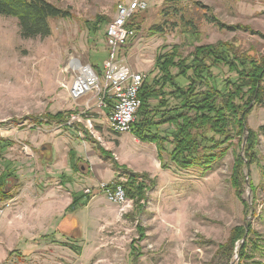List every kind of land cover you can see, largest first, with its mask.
<instances>
[{
    "label": "rangeland",
    "instance_id": "1",
    "mask_svg": "<svg viewBox=\"0 0 264 264\" xmlns=\"http://www.w3.org/2000/svg\"><path fill=\"white\" fill-rule=\"evenodd\" d=\"M44 1L65 15L48 20L50 34L43 39H22L17 19L0 15V264H264V100L242 102L248 111L242 130L230 113L222 121L211 117L215 132L196 128L199 137L186 151H173L172 124L139 129L138 113L130 132L120 135L108 128L106 113H94L97 122L80 128V139L51 118L73 103L67 93L73 63L92 66L104 84L105 30L119 0ZM143 1L147 10L134 19L139 30L121 49L143 81L158 75L159 55L175 54L174 62L192 64L198 50L222 45L231 52L229 60H240L244 68L215 67L207 58L212 79L197 80L195 91L210 85L221 91L225 81L247 73L251 62H264V0ZM262 80L264 88V75ZM175 82L189 86L184 78ZM247 91H240L241 99ZM163 100L152 116L155 125L180 103L175 96ZM82 140L102 162L96 178L71 171L68 163L57 168L69 160L67 149L75 164ZM131 174L138 177L130 181ZM4 181L9 200L1 194ZM36 182L51 191L50 203L37 201ZM112 182L140 187L137 203L128 197L124 208L109 203L97 187ZM85 190L91 200L102 199L64 212L71 196ZM32 206L41 209L35 222L40 229L24 234L20 228L31 223L25 210ZM53 206L54 219L46 217ZM233 232L242 237L231 248Z\"/></svg>",
    "mask_w": 264,
    "mask_h": 264
},
{
    "label": "trees",
    "instance_id": "2",
    "mask_svg": "<svg viewBox=\"0 0 264 264\" xmlns=\"http://www.w3.org/2000/svg\"><path fill=\"white\" fill-rule=\"evenodd\" d=\"M139 14L137 13L128 25L129 28L136 31L139 30V27L134 23V19ZM0 15L17 19L22 39H43L50 34L48 20L63 17L65 14L44 0H0ZM210 19V23L217 24L214 18ZM234 29H238V27ZM229 55L232 57L226 45L219 46L216 50L207 49L205 51V48L198 50L192 64H187L185 61L174 62L175 54L159 55L154 65V70L158 72V75L150 82L145 79L138 94L140 100L139 112L137 111L139 115V129H148L152 126L162 125L163 123L172 124L174 129L172 135L176 137L173 151L179 149V147H182L185 151L190 150L191 146L197 141L195 137H199L193 134V131H199L196 128H204L203 132L205 134L214 133V127L212 124H208L211 117H215L217 121H222L225 119V115L230 113L233 118H237V122L235 123L236 128L242 130L244 121L248 116V111L246 110L247 104L243 105L242 102L247 98L246 101L248 103L253 100L257 104H262L264 100V88L261 87L264 75V62L258 66L251 62L247 73H237L238 78L235 81L230 79L225 81L221 91L213 88L211 85L205 87L202 91L194 90L197 80H200L203 84L206 81L208 83V80L212 79L211 66H205L207 58L214 60V64L212 65L215 67L219 63H224L227 67L230 66L232 68L233 64H239L244 68L243 64H240V60L236 58L229 60ZM189 72H191V75ZM179 78H184L186 83L189 84L186 89L176 84L175 81ZM243 88L248 89V91L242 96V100L240 98V91ZM166 96H175L180 100V103L170 108L166 120L155 125L152 116H154L153 114L158 108L165 106L166 102L163 99ZM67 114L72 113H59L57 117L51 118V120L60 124L65 123L68 117ZM38 123L42 122L38 121L37 125H39ZM145 137L151 139V141L156 140L155 135H145ZM130 176V181L138 177L136 174H131ZM141 178L146 179V176L141 175ZM6 181L1 183V188H3L1 194L4 200H9L11 198L10 189L7 192L4 190L7 184ZM15 181L16 184L14 186L18 184L17 180ZM133 184L134 182H131V185L128 186L124 184L120 185L124 191L125 198L133 200L136 204L140 195V187L136 188ZM78 205L79 200L75 198L68 211L73 210ZM241 237V232L238 234L233 232L231 234L229 238L231 248H234L235 243L241 240Z\"/></svg>",
    "mask_w": 264,
    "mask_h": 264
},
{
    "label": "built area",
    "instance_id": "3",
    "mask_svg": "<svg viewBox=\"0 0 264 264\" xmlns=\"http://www.w3.org/2000/svg\"><path fill=\"white\" fill-rule=\"evenodd\" d=\"M147 10L143 0H119L115 7L114 18L105 30V46L107 58L104 61L106 71L105 82L102 85L99 75L90 65L76 62L72 65L74 77L67 87L68 97L76 102L90 94H95L96 107L107 110V126L115 135L129 133L135 116L140 108L139 91L143 84V76L136 73L121 56V49L132 40L137 31L128 27L131 19ZM89 109V103L85 105ZM78 118H71L67 125L76 123ZM89 128L90 126V122ZM109 203L126 206V198L122 186L116 182L97 187ZM90 195V190H85ZM124 210H121V212Z\"/></svg>",
    "mask_w": 264,
    "mask_h": 264
},
{
    "label": "crops",
    "instance_id": "4",
    "mask_svg": "<svg viewBox=\"0 0 264 264\" xmlns=\"http://www.w3.org/2000/svg\"><path fill=\"white\" fill-rule=\"evenodd\" d=\"M89 96V95H88ZM69 98V97H68ZM89 97H84L76 102L72 101L70 98L69 100L72 101V105L70 106H66V108H63V112H70L72 113V115L70 116V118H67L66 119V122L65 123H58L60 126V128L63 126V127H66L68 129H71L72 131H75L77 136L80 138V139H83V136L81 135V132H80V128H85V129H90L89 128V122H90V126L92 125L93 121L94 123L97 122V120H93V116L96 115L94 113H106V116H107V110L106 109H98L96 107V102H95V99L94 97L93 98H90L88 99ZM94 99V100H93ZM89 103V109H86L85 108V105ZM62 112V111H61ZM71 118H78V120L76 121L75 124H72L71 126H68L67 125V121H69ZM85 133V131H84ZM82 142V145H83V151H76V154L74 155L77 159H76V162L75 164L71 163L73 161L70 160V155H72V152L71 150L67 149V155L69 157V160L66 158L65 162L63 163V165L61 167H57V168H61V169H66L67 168V163L69 164L68 166V169L70 168L71 171H74L76 173H83V174H91V176L93 178H96L97 176L94 174V172H101L102 171V168H101V164L102 162H100V158L98 157V155L93 151L92 147L90 146H86L85 148V144H86V141H81ZM118 143V147L120 146V141L118 140L117 141ZM56 145L59 147V144L56 143ZM118 147L114 146L113 148V151L115 153V155H120V153H117L116 150L118 149ZM53 148V147H52ZM54 152L56 153V150L53 148ZM53 152V151H52ZM53 163H55L56 165L58 164V160L56 158V156H54V153H53ZM100 160V161H99ZM59 165V164H58ZM154 166V165H153ZM56 168V169H57ZM116 172V171H114ZM25 175H27L26 172H24ZM25 180V179H24ZM23 183V182H22ZM37 183V186L40 185V188L38 189V193L35 195V197H37V201H41V202H44V203H50L53 199V195L51 194V191H47V190H44L42 191L43 189V186H41V182H36ZM19 184V183H18ZM17 184V185H18ZM25 185H28L27 182H24ZM43 198V199H42ZM78 199L79 200V206H84V204H82L83 202L86 203V205L88 204H91L92 202L95 203L98 201V199H102L98 196H96L95 198H93L91 200V197H89L88 195L86 194H77V196L72 195L71 196V202L70 204L64 209V212H68L69 210V207L72 205V202L74 199ZM24 201V200H23ZM35 202V201H34ZM32 211V213H30ZM40 211L41 209H38L36 208L35 206H32L31 209H26L25 210V214H26V218H29V221L31 222L28 227L24 226L20 229L23 230V233L26 234L28 231L25 230V229H36V225H35V222L36 221H40L41 219V214H40ZM50 212H48V214L46 215V217H51L52 219H54L56 217V215L54 216L53 215V212H56V207L53 206L51 207V209L49 210ZM2 215L5 214V211H1ZM65 215V214H64ZM15 216V213H12L8 216L9 218V222H12V218ZM22 211L21 213L19 214L18 219L22 218ZM18 222V221H17ZM37 229H40L39 227ZM21 234V233H19Z\"/></svg>",
    "mask_w": 264,
    "mask_h": 264
},
{
    "label": "water",
    "instance_id": "5",
    "mask_svg": "<svg viewBox=\"0 0 264 264\" xmlns=\"http://www.w3.org/2000/svg\"><path fill=\"white\" fill-rule=\"evenodd\" d=\"M77 64H79V63H77Z\"/></svg>",
    "mask_w": 264,
    "mask_h": 264
}]
</instances>
